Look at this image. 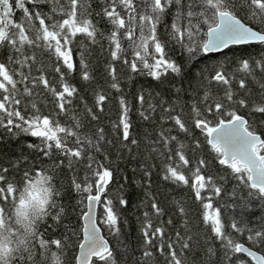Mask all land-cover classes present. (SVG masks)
I'll list each match as a JSON object with an SVG mask.
<instances>
[{
	"label": "snow or ice",
	"instance_id": "obj_1",
	"mask_svg": "<svg viewBox=\"0 0 264 264\" xmlns=\"http://www.w3.org/2000/svg\"><path fill=\"white\" fill-rule=\"evenodd\" d=\"M0 264H264V0H0Z\"/></svg>",
	"mask_w": 264,
	"mask_h": 264
}]
</instances>
